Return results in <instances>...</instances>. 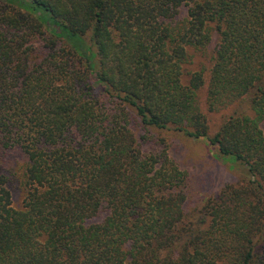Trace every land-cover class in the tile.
<instances>
[{"label":"trees","instance_id":"trees-1","mask_svg":"<svg viewBox=\"0 0 264 264\" xmlns=\"http://www.w3.org/2000/svg\"><path fill=\"white\" fill-rule=\"evenodd\" d=\"M263 122L264 0H0V264H264ZM167 133L241 179L188 210Z\"/></svg>","mask_w":264,"mask_h":264},{"label":"rangeland","instance_id":"rangeland-1","mask_svg":"<svg viewBox=\"0 0 264 264\" xmlns=\"http://www.w3.org/2000/svg\"><path fill=\"white\" fill-rule=\"evenodd\" d=\"M189 53L192 61L184 66L185 80L188 78V72L197 71L202 67L208 70L211 65L208 53H198L192 49H189ZM201 101L211 134L214 135L220 129L224 119L229 117L234 109L210 112L206 103V92L201 93ZM261 127L264 131V122ZM166 137L171 157L189 175L188 210L201 207L226 185L235 184L241 179L235 164L220 158L215 147L210 146L207 140H192L176 133H167ZM21 201L20 196L16 195L15 205H20Z\"/></svg>","mask_w":264,"mask_h":264}]
</instances>
